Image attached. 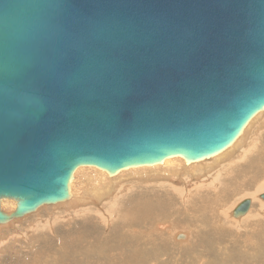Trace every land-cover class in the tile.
<instances>
[{
    "label": "water",
    "instance_id": "water-1",
    "mask_svg": "<svg viewBox=\"0 0 264 264\" xmlns=\"http://www.w3.org/2000/svg\"><path fill=\"white\" fill-rule=\"evenodd\" d=\"M263 109L264 0H0V224L81 165L208 159Z\"/></svg>",
    "mask_w": 264,
    "mask_h": 264
},
{
    "label": "bare ground",
    "instance_id": "bare-ground-1",
    "mask_svg": "<svg viewBox=\"0 0 264 264\" xmlns=\"http://www.w3.org/2000/svg\"><path fill=\"white\" fill-rule=\"evenodd\" d=\"M254 130L260 132V135H257L255 140L251 138L254 135H251ZM254 133L256 134L255 131ZM129 179L133 181V186L131 185V187L128 184L130 187H123V182H127ZM75 180H79L78 183ZM181 183H184L185 186H182ZM70 190L71 198L69 200H76L82 204H86L88 201L94 204L99 199L111 197L109 199L111 201L110 208L106 205L98 207L100 210L96 218L100 222L98 232L105 233L104 238L106 239L104 240L107 241L112 236L113 239L116 237V244L121 249L115 252L116 249H112L109 246V249L102 253L101 251L104 249L99 247L101 243L98 239V233L95 235L96 237L94 236L96 238L95 241H93V237H90L91 235H88L84 242L87 243L84 247L94 248L97 251H93L102 253L101 259H107L109 261L108 264L128 263L127 260L117 256L118 253L124 251L128 245L127 242L130 243V247H132L131 244L137 247L136 250L145 245L147 246V244H150L149 247L152 245L162 246L167 243L165 238L169 239L174 234L176 237L179 233L184 234V237L179 239L188 238L186 241L178 242L174 245L175 247L187 245L185 250H188L189 254L184 251V253L181 252L172 257L173 259L171 260V257L169 258L168 256L169 259L167 260L166 255L163 256L164 246L160 254L154 249L148 252L150 253L149 256H153V258L156 256V258L158 257L157 260H163H160L159 264H254L249 263L251 258L249 259L248 257L255 255V252L251 254V247L256 242L254 240L257 235L256 229L258 230L262 220H264V212L262 210L264 202L262 199L257 198V196L261 198L260 194L262 193L259 194V192L264 191V109L250 119L243 133L233 144L208 159L187 164L183 157L177 155L165 158L159 163L125 168L113 176L108 175L105 170L96 166L81 165L74 172ZM130 193H132L131 196ZM243 198L251 201L250 207H248L245 215L235 217L232 215L233 207L243 201ZM14 203L10 199L1 201V205L5 204L7 206V211L14 208ZM54 205L78 207L69 201ZM157 207H163V210L165 209L164 213L167 211L171 215L166 216L168 218L166 223L163 222L165 219L159 221L157 217H154L157 219H154V223L151 222L153 230L151 231L148 228L150 227L148 220L151 215L153 216L152 213H159L157 212ZM42 208H46V205L40 206L36 211ZM88 208H91V206H88ZM110 209L113 210V214H111ZM179 212L188 217L186 224L179 218ZM72 215L77 219H71L65 223V228L72 227L77 221L78 223L87 224L92 216L89 209L84 210L83 208L75 210ZM229 215L231 217L230 220L227 219ZM58 217L62 218V216L57 215H53L50 218ZM20 219L22 218L15 219L9 224H13ZM171 220L173 223H171ZM118 222H120L121 226H119ZM238 222L246 224L247 227L250 225L256 234L253 236L254 233L249 230L251 234L245 235L246 237L244 236L242 241L243 244H241L244 248L249 245L247 249L243 250H246L245 253L251 256L245 253L242 256L241 246H236L239 247L240 251L235 253L237 248L233 245L236 244L235 240H238L235 235H239L240 230L244 232L246 230L242 228L237 230V228H240ZM9 224H0V234L3 232L1 230L3 229L2 226H9ZM89 225L91 226V224ZM11 233L14 236L21 235L17 231H12ZM193 236L194 239L192 240L191 237ZM234 237L236 238L235 240L233 239ZM97 240V244L95 243L96 245L92 246L93 242ZM260 241L262 240L257 243L263 244ZM1 245H3L2 239L0 240V248L5 247ZM22 245L23 243H19V246ZM258 247H260V250L261 246ZM211 248H213V252L211 254L207 253ZM229 248H232L233 251L229 252ZM2 250L3 252H0L1 256L4 255L5 251L4 249ZM16 254L15 260L11 259L10 264H26L25 262H19L23 256H20L17 251ZM209 255L212 256V259L210 258L212 261L206 262ZM228 255L229 258H227ZM259 255L262 257L261 254ZM257 256L256 258H258ZM234 257L239 258L237 263L233 262ZM231 258L233 260H229ZM49 261V264H57L56 260L52 258H49ZM96 264L104 263H99L98 261ZM259 264H261V261Z\"/></svg>",
    "mask_w": 264,
    "mask_h": 264
},
{
    "label": "rangeland",
    "instance_id": "rangeland-1",
    "mask_svg": "<svg viewBox=\"0 0 264 264\" xmlns=\"http://www.w3.org/2000/svg\"><path fill=\"white\" fill-rule=\"evenodd\" d=\"M254 131L256 132V134L254 133ZM254 131L251 134V135L254 134L251 137V138H253V140H255V137H257V135L258 136L260 135L259 134L260 132H257V130H254ZM75 181H76V183H78L79 180H75ZM128 184L130 186L131 185L133 186L134 183L131 179H129V180H127V182L126 181L123 182L122 185H123V187L125 186V188H128V187H130ZM181 185L185 186L184 183H181ZM135 186L137 187V185H135ZM263 192L264 191H261V192H259V194L263 193ZM131 195H132V193H130V196ZM110 198L99 199L94 204L91 201H88L86 204H82V203L77 202L76 200H67V201L73 203L75 206H78V207H72L71 205H65L62 207V206L54 205V204H46V208H44V209L42 208V209H39L38 211H36L32 214H28L27 216L22 218L23 220L20 219L21 221L20 220L19 221L21 223L19 221H17V222L15 221L13 224H9V226L8 225H5L4 227L2 226L3 229H1V230L3 232H2V234H0V240L1 239L3 240V245L6 248L5 247L0 248V252H3L2 249L5 250L4 255L3 256L0 255V264H10L11 259L15 260V256H17L16 251L20 254V256H23L19 262H25L26 264H49L50 263L49 258L56 260L57 264H94V263L96 264L98 261H99V263L102 262L104 264H108L109 261L107 259H103V258L101 259L102 253H105L106 250L109 249V246L112 249H116L115 252H117L121 248H119V246H117V244H116V240H117L116 237L113 239V236H112L111 237L112 240L110 238H108L110 242L107 240H104V239H106V238H104L105 233L102 234L101 232H98L100 222H99V220H96V218L98 217V213H100V210L98 207H102L103 205H106L110 208V205H111V201L109 200ZM257 198L262 199V198H259V196H257ZM236 200H237V198H236ZM263 202H264V200H263ZM250 204H251V201H250ZM88 206H91V208H88ZM1 207H2V209L7 210V206L5 204L1 205ZM92 207H93V209H92ZM235 207L236 206H234L233 209ZM249 207H250V205H249ZM80 208H83L84 210L85 209L90 210V214L92 216L90 217L88 223L87 224L83 223V222L78 223V221H77L72 225V227L69 226V227L65 228V226H66L65 223L69 222L71 219H74V220L77 219L75 216L72 215V213L75 210H78ZM164 210H163V207H160V208L157 207V212H159V213H152L153 216L151 215L149 220H148L149 226H150V227H148L149 230L153 231L151 228V224H152L151 222L154 223L155 222L154 219L158 218L159 221L160 220L163 221L165 219L163 222L164 223L167 222L166 221V220H168L167 217L170 216L171 214H168L167 211L164 213ZM262 210L264 212V208ZM112 211L113 210L110 209L111 214L114 213ZM246 213H247V211H246ZM53 215L62 216V218L61 217L60 218L59 217L54 218V219L50 218ZM178 216H179V218H181V221L183 223L186 224L188 222V217L186 215H183L179 212ZM154 217H157V218H154ZM230 218L231 217L229 215V217L227 219L230 220ZM263 221L264 220H262V224H261L262 227L259 226L258 230L256 229L257 235L255 234V232L253 231V229L251 228L250 225H248V227H247L246 224H243L242 222H238L240 228L239 229L237 228V230H240L241 228L246 229L245 230L246 234H244L245 233L244 231L240 230L239 235H235V237H237L238 240H235L236 239L235 237L233 238L236 241V244L233 246H235V248H237V249H235L233 247L236 250L235 253H238V251H240V249H241L242 250L241 254L243 256V253H245V251H246V250L244 251L243 249H247V247H249V245H248L244 248L243 245H241V244H243L242 241H243L244 236L250 235L251 232L254 233L253 236L256 235L254 237V240H256V242L254 243V246L251 247V254L255 252V255L253 254L252 255L253 258H252L251 255H248V253H245L246 255L251 256V257H248L249 259L251 258L250 260H252V261L249 260V263L259 264L261 261V264H264V261H263L264 260V249H262L264 247L263 246L264 245V230H263L264 229L263 228L264 222ZM118 223H119V226H121L120 222H118ZM171 223H173L172 220H171ZM233 223H235V222H233ZM89 224H91V226ZM94 224H95V226H94ZM247 228H248V230H247ZM20 230H21V232H20ZM12 231H17L21 235L14 236L11 233ZM97 233H98V239L101 243L99 245V247H102V249L105 250V251L102 250L101 251L102 253L95 252L97 250H95L94 248H86V246L84 247V245L87 244V243H84L86 241V236L91 235L90 237H93V241H95L96 238H94V236ZM260 234H262V235H260ZM261 237H262V239H261ZM155 238H157V237H155ZM187 238L188 237H186L185 239H179V238H176L175 234H174L173 237L171 236V237H169V239L165 238L167 243H164L162 246L152 245L151 247H149L150 244H147V246L145 245L144 247H141L140 249L138 248V250H136L137 247H134V245H132V244H131L132 247H130V243L127 242L129 246L127 245L126 248L124 249V251H122L121 253H118L117 256H119L122 259L127 260V262H128L127 264H150V263L152 264V262H153V264H157V263L159 264L161 259L157 260L158 257L156 258V256H154L155 258H153V256L150 257L149 256L150 253H148L149 251L151 252L155 249V250H157V253L160 254L161 251L163 250V247L165 246L163 256L166 255L167 260L170 257H171L170 260L173 259L172 257H175V255H177L178 253H181V252L184 253V251L187 252V254H189L190 252L188 250H185L187 248V245H185V246L182 245L183 247H175V245H174V244H177L178 242L186 241ZM191 238L193 240L194 236ZM239 238H242V239H239ZM258 239L262 240L260 242H262L263 244L257 243L259 241ZM97 242H98V240L96 242H93L92 246H95L97 244ZM103 242H108V243H103ZM19 243H23V245L19 246ZM3 245H1V246L3 247ZM236 246H241V247H240V249H238L239 247H236ZM258 246H261V249H260L261 251L259 250L260 247H258ZM145 248L147 249L146 250L147 253L145 251ZM177 248H179V249H177ZM205 249H207V248L205 247ZM255 249H257V251H255ZM93 250H95V251H93ZM231 251H233V249L229 248V252H231ZM212 252H213V248H211L207 253L211 254ZM259 254H261L262 257H260ZM257 255H259V256H257ZM168 256H169V258H168ZM235 256H236V254H235ZM256 256L260 259L256 258ZM210 258L212 259V256L209 255V258L206 260V262L212 261ZM227 258H229V255ZM166 259L164 258L165 261H166ZM229 260H233V259L231 258ZM237 260L239 261V258L234 257L233 262L237 263ZM149 261H152V262H149ZM161 261H163V260H161Z\"/></svg>",
    "mask_w": 264,
    "mask_h": 264
}]
</instances>
